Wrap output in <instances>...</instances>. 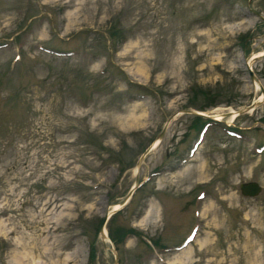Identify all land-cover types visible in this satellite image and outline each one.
Returning <instances> with one entry per match:
<instances>
[{
  "label": "rangeland",
  "instance_id": "374dc122",
  "mask_svg": "<svg viewBox=\"0 0 264 264\" xmlns=\"http://www.w3.org/2000/svg\"><path fill=\"white\" fill-rule=\"evenodd\" d=\"M259 51L264 0H0V264H264Z\"/></svg>",
  "mask_w": 264,
  "mask_h": 264
},
{
  "label": "water",
  "instance_id": "95a60500",
  "mask_svg": "<svg viewBox=\"0 0 264 264\" xmlns=\"http://www.w3.org/2000/svg\"><path fill=\"white\" fill-rule=\"evenodd\" d=\"M264 55L263 54H260L259 56H256L252 59V61H255L257 59H259L260 57H263ZM250 76L253 77V74L252 72L250 71L249 72ZM264 102V91H262V99L259 101V102H253L251 103L250 105H247L246 107H244L243 109L237 111V113H241V112H244L246 110H249L255 106H258V105H261L262 103ZM183 112L185 113H190V114H194V115H199V116H205V117H211V116H207L197 110H194V109H185V110H182ZM230 113H223L221 115L223 116H226ZM161 136H162V132L160 133V135H158L157 139H158V143L160 142L161 140ZM156 139V140H157ZM153 144H151L140 156L138 162H137V166L140 165L141 161L144 159L145 155L147 154V152L152 149ZM137 184H138V181L136 180L135 183H134V186L133 188L127 193L126 197L123 199V201L120 204L119 208L120 207H123L127 204V202L129 201L130 197H131V194L132 192L134 191V189L137 187ZM261 190V187L258 185L257 182L255 181H249V182H243L240 184V192L245 195V196H256L259 194ZM113 209L111 211H108L107 214H105V216H103L102 218V221L100 222L99 224V227H98V233L100 235V238L102 239V241H105L106 238H108V235H107V232L103 233V229L105 228L106 226V223H107V220L109 219V217L115 213L116 211H118V209ZM106 230V229H105ZM117 261V260H116ZM115 264V263H114Z\"/></svg>",
  "mask_w": 264,
  "mask_h": 264
},
{
  "label": "bare ground",
  "instance_id": "6f19581e",
  "mask_svg": "<svg viewBox=\"0 0 264 264\" xmlns=\"http://www.w3.org/2000/svg\"><path fill=\"white\" fill-rule=\"evenodd\" d=\"M260 54H264V52H262V51H259V52H257V53H253V54H251L252 55V57L251 58H253V57H256V56H259ZM260 98V97H259ZM233 113V115H231L230 116V118H233L234 116H235V112L234 111H232ZM201 113H203L204 114V112H201ZM224 116L223 115H220V114H215L214 116H212V118L213 119H216V120H220V119H222ZM211 118V117H210ZM158 145V139L157 140H155L154 142H153V145H152V147L151 148H155L156 146ZM119 206H120V204L119 203H115V204H113L112 205V207H111V209L113 210V209H117V208H119ZM105 232H107L106 230H105V228L103 229V233H105Z\"/></svg>",
  "mask_w": 264,
  "mask_h": 264
},
{
  "label": "trees",
  "instance_id": "16d2710c",
  "mask_svg": "<svg viewBox=\"0 0 264 264\" xmlns=\"http://www.w3.org/2000/svg\"><path fill=\"white\" fill-rule=\"evenodd\" d=\"M101 222V221H100ZM120 234V233H119ZM127 234H129V232H127V231H123L119 236H120V238H121V240L122 239H124L126 236H127ZM116 235H113L112 236V238L114 239V241H116V238L117 237H115ZM91 258L93 259L94 258V254L93 253H91Z\"/></svg>",
  "mask_w": 264,
  "mask_h": 264
}]
</instances>
